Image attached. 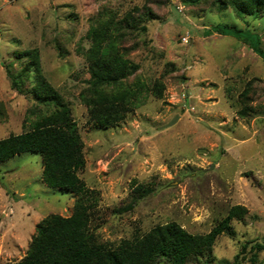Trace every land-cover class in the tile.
Masks as SVG:
<instances>
[{
	"label": "rangeland",
	"instance_id": "obj_1",
	"mask_svg": "<svg viewBox=\"0 0 264 264\" xmlns=\"http://www.w3.org/2000/svg\"><path fill=\"white\" fill-rule=\"evenodd\" d=\"M144 5L156 19L124 45L134 47L127 58L141 80L162 83V97L145 94L116 127L96 129L79 98L89 79L81 55L87 32L106 10L120 20ZM29 50L76 123L85 162L78 177L97 192L92 226L100 242L117 246L170 222L205 235L242 206L247 214L231 221L232 235H219L211 253L190 264H253L241 247L264 237V16L182 0H0V139L30 130L36 119L29 115L38 107L32 69L21 93L8 74L28 68L22 54ZM247 85L255 112L240 119L238 96ZM41 172L35 153L0 164V264L25 256L43 218L72 213L76 198L46 187ZM138 185L151 193L115 212ZM256 259L264 264V251Z\"/></svg>",
	"mask_w": 264,
	"mask_h": 264
},
{
	"label": "trees",
	"instance_id": "obj_2",
	"mask_svg": "<svg viewBox=\"0 0 264 264\" xmlns=\"http://www.w3.org/2000/svg\"><path fill=\"white\" fill-rule=\"evenodd\" d=\"M182 1L193 7L229 8L236 15L264 16V0ZM155 19L156 15L145 5L133 7L120 20L114 12L106 10L88 30L86 38L90 45L81 55L87 63L89 79L79 98L87 109L90 124L96 129L116 127L140 105L145 94L162 97V83L156 81L149 87L141 80L136 74L139 66L127 58L134 47L129 49L124 45L134 35L145 34L144 23ZM22 57L29 59L28 68L17 75L8 74L12 88L21 93L23 82L32 69L31 96L38 107H33L29 115L36 119L30 120V130L0 139V164L23 153L38 154L42 183L71 194L76 200L69 217L49 214L38 222L25 256L18 262L6 264H190L211 253L219 235H232L231 221L242 220L247 214L242 206L231 207L226 217L205 235H192L170 222L157 225L143 235L134 234L117 246L100 242L92 226L97 192L87 189L78 177L85 162L83 144L71 110L43 77L37 51H26ZM249 86L238 96L241 107L236 114L240 119H247L255 112L250 103ZM151 191L143 185L136 186L129 195V204L115 212L131 210ZM247 248L251 252L250 262L254 264L257 254L264 251V237L259 242H246L241 252Z\"/></svg>",
	"mask_w": 264,
	"mask_h": 264
},
{
	"label": "water",
	"instance_id": "obj_3",
	"mask_svg": "<svg viewBox=\"0 0 264 264\" xmlns=\"http://www.w3.org/2000/svg\"><path fill=\"white\" fill-rule=\"evenodd\" d=\"M175 118H176V117H174V119H172L171 121H169V122L167 123V125H165V126H170V125L175 121Z\"/></svg>",
	"mask_w": 264,
	"mask_h": 264
}]
</instances>
